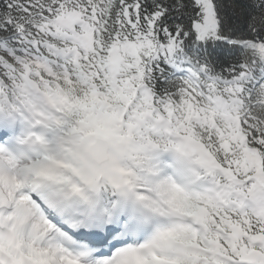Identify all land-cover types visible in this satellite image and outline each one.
<instances>
[{"label": "snow or ice", "instance_id": "6c2138e0", "mask_svg": "<svg viewBox=\"0 0 264 264\" xmlns=\"http://www.w3.org/2000/svg\"><path fill=\"white\" fill-rule=\"evenodd\" d=\"M0 264H264V0H0Z\"/></svg>", "mask_w": 264, "mask_h": 264}]
</instances>
